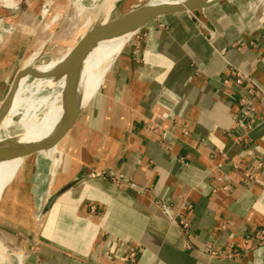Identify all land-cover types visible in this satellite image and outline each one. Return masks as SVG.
<instances>
[{"label": "crops", "instance_id": "obj_1", "mask_svg": "<svg viewBox=\"0 0 264 264\" xmlns=\"http://www.w3.org/2000/svg\"><path fill=\"white\" fill-rule=\"evenodd\" d=\"M76 11L73 0L0 5L13 27L0 42V95L41 40L73 37ZM197 19L216 31L212 42ZM133 36L50 156L42 204L44 155L4 190L0 243L17 264H128L132 252L139 264H264V0L166 15ZM233 69L260 93L251 128Z\"/></svg>", "mask_w": 264, "mask_h": 264}, {"label": "bare ground", "instance_id": "obj_2", "mask_svg": "<svg viewBox=\"0 0 264 264\" xmlns=\"http://www.w3.org/2000/svg\"><path fill=\"white\" fill-rule=\"evenodd\" d=\"M82 1L83 0H77L80 10L84 8ZM113 1L114 0H107L105 4L109 6ZM184 1L185 0H155L149 5L182 4ZM9 6L11 7L14 5L10 4ZM108 21L109 20H105L103 22L106 23ZM90 27H92V25ZM89 29H87V31ZM133 35L134 34L132 33L125 34L102 41L83 59L77 75L78 82L76 95L77 101L80 102L83 107H86L89 104L112 66L114 60ZM70 51L71 50L69 49L60 59L46 63L44 66L36 64L37 60L40 58L39 54L31 58L22 70H30L33 74L50 73L64 61ZM29 79L30 78L26 76L18 81L9 107L3 109V103L0 105V127H3L5 130L4 136H0V149L2 150L8 148H17L20 150L27 147H33L45 141L46 138L38 140V137L44 133L41 129L45 125L48 118L53 116V112H60V114L57 115L59 119L56 122L54 131L51 132V134L49 133L47 138H50L55 133L61 123L64 113L63 91L65 88V78L33 79L32 84H28ZM43 90H50V93L46 96H38V94ZM18 115H22L20 124H22L23 133L12 136L11 129L14 126V118ZM53 150L56 152L58 148ZM22 164L24 163L21 159L0 162V200L6 187L18 174ZM43 206L44 205L41 206V209ZM3 246L4 245H1L0 243V264H4L5 262L2 252L7 251L5 249L6 247L4 248Z\"/></svg>", "mask_w": 264, "mask_h": 264}, {"label": "water", "instance_id": "obj_3", "mask_svg": "<svg viewBox=\"0 0 264 264\" xmlns=\"http://www.w3.org/2000/svg\"><path fill=\"white\" fill-rule=\"evenodd\" d=\"M118 3L122 0H117ZM221 0H185L182 4H154L133 9L123 16L104 23L102 20L92 25L90 29L80 37V39L70 48L68 56L53 71L47 74H33L30 70H21L3 102V109L10 106L15 93L18 81L26 76L33 79H57L65 78V88L63 91L64 113L61 123L55 133L47 140L33 147L23 149H0V162L13 161L43 156L44 153L59 148V145L69 136L76 125L78 117L85 107L77 101V75L81 62L100 42L122 36L125 34H135L145 25L152 21L171 14H181L185 12H195L206 9ZM81 179L63 188L52 195L41 210V217L45 216L56 200L65 191L78 184Z\"/></svg>", "mask_w": 264, "mask_h": 264}, {"label": "rangeland", "instance_id": "obj_4", "mask_svg": "<svg viewBox=\"0 0 264 264\" xmlns=\"http://www.w3.org/2000/svg\"><path fill=\"white\" fill-rule=\"evenodd\" d=\"M107 0H83V9L80 10L79 5L76 3V14L74 15L76 18V25L77 28L75 29V33L73 35V37L71 38L69 34V30H66L64 33L66 35V33L68 32V34L66 36H58L56 35V38L54 37V39L52 38H47L44 40H41L38 45L36 46L34 52L32 53L33 55H29L28 57H30L27 61H23V63L21 64L22 67L28 63V61L33 58L34 56H37L40 54V58L37 60L36 64L39 66H44V64L46 63H50L52 61H56L58 59H60L79 39L80 37L87 31V29L90 28L91 25H94L96 23H98L99 21H105V20H114L116 18H119L121 16H123L124 14L128 13L129 11L133 10V9H137L146 5L151 4L152 2H154L155 0H122L121 2L118 3L117 0H114L113 2H111V4L109 6H107L106 3ZM74 2V1H73ZM14 5V6H9V5ZM0 5H2L3 7L7 8V9H16L19 5V0H0ZM79 17V18H77ZM13 29V27L10 26H3L2 22L0 20V42L2 40V37L4 34L9 33L11 30ZM134 37V36H133ZM42 53V54H41ZM62 53V54H61ZM50 59V61H49ZM44 70V69H43ZM37 74H41V73H35ZM33 82V78H30L28 80V84H32ZM13 83V79L10 81L9 86L7 88V90L4 92V94L0 95V105L5 101L7 95H8V91L11 89ZM102 84V83H101ZM50 93V90H43L41 91L38 96L42 97V96H46ZM56 114V115H55ZM60 112H53V116H51L50 118H48V120L46 121L45 125L43 126V128L41 129V131H43V137L42 139L46 138L45 140L49 139L47 138L49 133L51 134V132L54 131V128H45L47 127L46 125H51L53 123H55L56 121H58V116ZM53 118V119H52ZM57 118V119H56ZM22 119V115H18L15 116L14 118V126L11 129V135L15 136V135H20L23 133V129H22V124H20ZM56 119V120H55ZM50 129V131H49ZM4 128L0 127V136H4ZM61 145V144H60ZM59 145V147H60ZM59 149V148H58ZM55 153L54 150L49 151L44 153V156L42 158H39L37 160V165H38V171L37 174L35 176V183L37 184V186L42 189L43 193L42 195L38 198V202L39 204H42V198H44L43 196L45 194H47V186L49 183V177L47 175V165H48V161L50 156H52ZM1 245H3L1 243ZM4 248L6 247L5 245L3 246ZM7 251L6 252H2L3 253V259H4V264H17L16 261V255H18L17 253H15L14 251H11L10 248L6 247L5 248ZM8 252V253H7ZM15 253V254H14ZM15 255V256H14ZM20 255V254H19Z\"/></svg>", "mask_w": 264, "mask_h": 264}, {"label": "built area", "instance_id": "obj_5", "mask_svg": "<svg viewBox=\"0 0 264 264\" xmlns=\"http://www.w3.org/2000/svg\"><path fill=\"white\" fill-rule=\"evenodd\" d=\"M73 1L76 7L77 0H73ZM53 4L54 2L52 1H48L45 3L42 9L43 15L48 16L50 14ZM65 17H66L65 12H59L54 16L53 21L54 23H57L61 21L62 19H64ZM198 24L200 26L201 32L206 34L207 39L210 42H212L216 37V31L211 29L209 26L204 24L202 21L198 20ZM233 73H234L235 84L239 87H242L243 91L246 92V96L242 97L240 100V104L243 107L242 124L243 125L247 124V126L251 128L255 124V111H256L255 101L258 99L260 93L259 91H257V89L252 87V84H254V81L249 75L237 69H233ZM226 83H228V81ZM163 207L165 210H167V207L165 205H163ZM92 209H94V207ZM256 237L260 241L264 242V230H260L257 233ZM127 262L128 264H139L137 253L135 252L130 253L127 257Z\"/></svg>", "mask_w": 264, "mask_h": 264}]
</instances>
